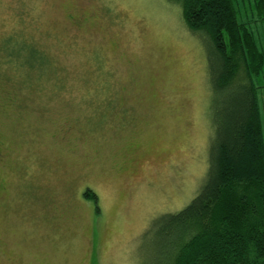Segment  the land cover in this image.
<instances>
[{"label": "rangeland", "instance_id": "rangeland-1", "mask_svg": "<svg viewBox=\"0 0 264 264\" xmlns=\"http://www.w3.org/2000/svg\"><path fill=\"white\" fill-rule=\"evenodd\" d=\"M210 52L169 0H0V264H172L160 217L207 172Z\"/></svg>", "mask_w": 264, "mask_h": 264}, {"label": "trees", "instance_id": "trees-1", "mask_svg": "<svg viewBox=\"0 0 264 264\" xmlns=\"http://www.w3.org/2000/svg\"><path fill=\"white\" fill-rule=\"evenodd\" d=\"M169 1L180 4L187 27L211 49L216 94L200 189L184 208L160 217L171 236L172 264H264V119L262 86L255 81L264 68V52L253 29L264 21V0H241L253 13L249 20L240 18V0ZM6 42L19 49L17 54L28 48L25 42ZM30 46L27 51L37 53ZM16 53L6 56L34 66Z\"/></svg>", "mask_w": 264, "mask_h": 264}, {"label": "flooded vegetation", "instance_id": "flooded-vegetation-1", "mask_svg": "<svg viewBox=\"0 0 264 264\" xmlns=\"http://www.w3.org/2000/svg\"><path fill=\"white\" fill-rule=\"evenodd\" d=\"M3 159V157H2V153L0 152V160H2Z\"/></svg>", "mask_w": 264, "mask_h": 264}]
</instances>
